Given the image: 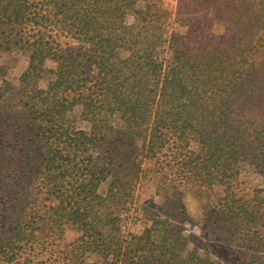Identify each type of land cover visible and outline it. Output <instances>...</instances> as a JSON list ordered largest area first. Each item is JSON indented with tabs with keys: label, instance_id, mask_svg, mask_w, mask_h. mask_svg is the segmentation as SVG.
<instances>
[{
	"label": "trees",
	"instance_id": "1",
	"mask_svg": "<svg viewBox=\"0 0 264 264\" xmlns=\"http://www.w3.org/2000/svg\"><path fill=\"white\" fill-rule=\"evenodd\" d=\"M201 1L205 7L213 2L184 0V3L199 9ZM134 2L0 0V52L17 49L27 55V66L18 77L17 85L8 86L4 81L0 88V218L14 223L12 229L15 230L9 240L0 239V247L6 241L10 255L26 244L19 246L17 243L22 235H27L29 241L32 236L36 237L35 234L45 231L25 222L26 215L35 211V195L41 192L44 210L40 215L48 217V231L61 234L62 224L69 217L76 220L83 232L81 248L94 250L102 259L100 264H177L171 256L158 253V248L165 246V238L154 240L147 234L140 252L129 253L120 243L109 240L101 243L103 239L96 232L97 221H94L96 208L104 199L97 193L100 182L109 179V189L114 196L129 189L126 186L128 178L133 168L138 167L136 160L133 161V153L137 150L135 139L140 134L136 126L139 118L133 105L139 93L140 99L145 94L137 85L149 78L150 86L156 85L152 71L157 72L159 63L153 57L154 50L144 48L148 68L143 71L140 55L144 54L139 51V55L133 44L139 39V32L128 33V27L122 24L125 11L130 10L141 20L149 11V5L141 11L133 7ZM253 13L241 19L253 36V43L245 51L248 56L264 52V20L260 21ZM213 14L225 18L224 13L216 10ZM62 38L67 39L63 44ZM70 40L75 44H70ZM117 50L128 54L120 58ZM217 52L215 47L204 49L203 54L195 56L197 63L186 58L184 71L187 78L204 74L201 81H205L206 86H198L202 93L200 100L214 95L224 109L231 104L248 103L257 111V116L237 118V124L225 123L223 127L216 123L215 115L208 120L206 116L200 117L198 122L185 119L182 132L188 128L205 141L200 147L205 150L203 164L192 162L188 174H219V179L224 174L233 177L237 162L247 158L264 176V76L256 75L255 70L263 64L255 65L251 60L249 64L243 63L241 51L228 52L235 58L237 66L232 71L235 74L230 90L221 94L215 86L214 90L211 88L213 80L219 78L216 75L220 58ZM111 59L122 65L119 73L111 76L115 88H105V77L110 73L111 65L116 64ZM47 60L55 66L47 67ZM188 69L192 71L188 73ZM149 89L153 92V87ZM163 93L164 97L160 99L173 104V92L164 91L162 85L160 94ZM149 98L144 101L148 102L147 106H153L154 96ZM181 98H184L182 91L176 93V99ZM111 101L112 106L105 108ZM75 105H80L83 117L90 119L89 133L66 117ZM162 111V116L153 122L154 126H164V114H167L164 128L171 130L172 110ZM103 113L116 115L123 126L107 127L103 123ZM203 120L205 122L201 124ZM224 133H231L232 138L223 139ZM51 199H55L56 204L47 202ZM228 200L216 210L218 219L211 221L216 232L218 230V235L226 239L225 243L238 247L242 260V250L250 255L246 262L237 264H264V186L255 189L252 197L244 202L240 197L232 200L234 204L230 203L231 198ZM28 248L32 250L34 245L30 243ZM257 252L263 257H258ZM181 261L184 264H213L193 253H187Z\"/></svg>",
	"mask_w": 264,
	"mask_h": 264
},
{
	"label": "rangeland",
	"instance_id": "2",
	"mask_svg": "<svg viewBox=\"0 0 264 264\" xmlns=\"http://www.w3.org/2000/svg\"><path fill=\"white\" fill-rule=\"evenodd\" d=\"M212 1L209 7H205L201 1L198 5L199 9H196L194 6H187L184 0H135L133 7L141 11L145 10L146 5L150 6L147 14L142 16L144 20L136 19L130 10L124 13L122 24L128 27L127 32H139V39L133 44L139 55L140 52L144 54L140 55L143 71L148 68L145 65L146 53L143 52L146 47L154 50L153 57H156L155 61L159 63L160 68L156 67L157 72L152 71L155 77L153 84L156 85L150 86L151 78L137 85V88L145 94H142L140 99L139 93L138 100L133 105L139 118L136 126L140 134L135 139L137 150L133 153V161L136 160L138 167L136 170L133 168L128 178L126 186L129 189L114 196L109 189V179L100 182L97 187V193L104 197L103 202L96 208L98 211L94 219L97 221L96 232L100 233L99 237L101 235L103 239L100 240L101 243L109 240L126 246L127 249L123 250L129 253L134 251L139 253L147 234L154 240L165 238V246L161 245L158 253L165 257L171 256L177 264H184L181 260H184L187 253H193L213 264L217 262L237 264L246 262L250 256L242 250L244 256L242 260L237 252L238 247L225 243L226 239L218 235L219 231L216 232L211 221L218 219L216 210L220 204L228 202L229 198L231 204H234L232 200L236 197H240V201L251 198L255 189L264 186V176L247 158L237 162L236 174L233 177L224 174L221 176L222 179H219V174L214 176L206 173L188 174L192 162L203 164L202 155L205 150L200 147L205 141H201L200 135L188 128L185 129V133L182 132L181 125L185 119L198 122L200 117L206 116L208 120L212 115H215L216 123L221 127L225 123L235 125L237 118L257 116V111L249 107L251 104L248 103L239 106L231 104L224 109L214 95L201 101L202 93L199 92L198 86H206L205 81H201L204 74H200L199 77L191 75L192 78L189 79L184 69L186 70V58L197 63L198 60L194 61V59L200 56L198 54H203L204 49L215 47L220 57L219 64H216L219 65L216 70L219 78L213 80L212 90L216 87L221 94L230 90L231 79L235 74V72L232 74V71L236 68L237 62L234 57L227 54L228 52L241 51V60L245 59L241 61L243 63L249 64L251 60L255 65L263 64L262 68L256 67L255 70L256 75L264 76V52H256L249 56L245 53L248 45L253 43V36L249 34L247 25L241 20L243 16L253 12L257 13L253 14L260 21L264 20V0ZM226 1H229L228 4ZM213 10L224 13L225 18H217ZM66 40L62 38V44ZM70 42L75 44L73 40ZM117 52L120 58L128 54L123 50ZM111 60L112 63H116V60ZM45 64L47 67L55 66L50 60ZM121 65L118 62L111 65L110 73L105 77L109 81L107 82L106 79L103 83L105 88H115L111 76L119 73ZM26 66L27 55L22 51L17 49L1 51L0 88L4 86V81L8 86L17 85V79ZM191 71L192 69H188V73ZM119 79L122 77L119 76ZM162 85L164 91L173 92V104L171 101L167 103L160 99L164 97V93L160 94ZM151 87L153 92L149 89ZM181 91L184 93V98L178 100L176 93ZM152 95L155 99L154 105L147 106L148 102L144 100ZM108 105L112 106V101L105 104V108ZM170 108L171 114L174 115L171 130L164 128L167 124V114H164V126L156 128L153 122L158 116H162V109L167 112ZM81 112L82 107L75 105L67 112L66 117L75 126L89 133L90 119L83 117ZM104 122L107 127L123 126L116 115L106 116L103 113ZM204 122L205 120L201 124ZM245 124L248 125L247 122ZM252 127L254 125H251ZM230 138H232L231 133H224L223 139ZM35 196L37 200L35 211L26 215L25 222L28 221L31 226L43 228L45 231L35 234L36 237L32 236L29 241L26 239L27 235H22V239L17 243L19 246L24 242L26 244L13 255L8 251L10 248L6 245L7 242L3 241V246L0 247V264H26V262L28 264H100L102 259L94 250L81 248L83 232L78 223H75L76 220L69 217L62 224L61 234L48 231L50 221L48 217L40 215L44 210L43 195L40 192ZM40 200L42 203L38 204ZM47 202L56 204L55 199ZM13 226L14 223L0 218V232H4L0 234V239L9 240L8 238L15 232ZM30 243L34 245L32 250L28 248ZM257 256L262 258L263 254L257 252Z\"/></svg>",
	"mask_w": 264,
	"mask_h": 264
}]
</instances>
